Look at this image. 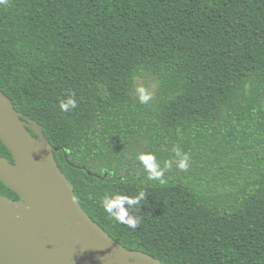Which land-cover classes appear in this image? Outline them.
I'll list each match as a JSON object with an SVG mask.
<instances>
[{"label":"trees","instance_id":"1","mask_svg":"<svg viewBox=\"0 0 264 264\" xmlns=\"http://www.w3.org/2000/svg\"><path fill=\"white\" fill-rule=\"evenodd\" d=\"M0 89L125 247L264 264V0H3Z\"/></svg>","mask_w":264,"mask_h":264},{"label":"water","instance_id":"2","mask_svg":"<svg viewBox=\"0 0 264 264\" xmlns=\"http://www.w3.org/2000/svg\"><path fill=\"white\" fill-rule=\"evenodd\" d=\"M0 138L14 159L0 156V178L20 197L0 194V264H162L89 215L42 126L1 89Z\"/></svg>","mask_w":264,"mask_h":264},{"label":"clouds","instance_id":"3","mask_svg":"<svg viewBox=\"0 0 264 264\" xmlns=\"http://www.w3.org/2000/svg\"><path fill=\"white\" fill-rule=\"evenodd\" d=\"M2 2H3V0H0V3H2ZM140 99H141V102L142 103H145V102H147L148 99H150V97L147 96V95H145L143 93V91L141 90V97H140ZM74 107H75V102L73 100H71V99H69L67 101V103H65L62 100L60 102V104H59V108H60V110L62 112H67V111L70 110V108H74ZM139 158L142 159L143 158V154ZM145 163H150V161H145ZM123 202H124L123 198L109 199L107 196H105L103 198V201H102L104 210L106 212L111 213V211H112L113 208L119 209V212L116 215V219L118 221H122L124 219V217L127 215L126 211L121 207V205L123 204ZM129 202L131 203V202H134V201H131L130 200ZM127 223L129 225V227H133L134 228L136 226V222L133 221L131 218L128 219Z\"/></svg>","mask_w":264,"mask_h":264}]
</instances>
